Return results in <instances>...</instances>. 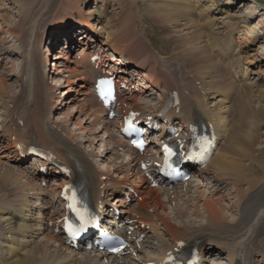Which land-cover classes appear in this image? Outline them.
<instances>
[{
	"label": "bare ground",
	"instance_id": "bare-ground-1",
	"mask_svg": "<svg viewBox=\"0 0 264 264\" xmlns=\"http://www.w3.org/2000/svg\"><path fill=\"white\" fill-rule=\"evenodd\" d=\"M27 1L30 2L29 10L21 15L15 26L8 23V14L0 13V25L2 28L5 25V32L15 37L18 43L3 50L9 54L17 53L22 59L20 69L15 73L19 91H14L15 86L11 89L12 82H8L0 70V264H161L168 252L195 244L202 251L203 264H221L219 259L225 264H264V184L261 185L260 178L249 183L251 186L259 185L251 193L243 191L240 184L235 186L229 195L235 193L234 198L238 200L234 203L238 218L232 220L215 183L220 186L226 181L237 182L233 175L241 178L239 181L242 182L253 168H260L259 165L250 168L241 161L251 152V147L246 144L258 143L257 136L250 131L256 125L250 124V129L240 117L236 118L232 104L221 108L218 101L211 105L208 102L225 89L213 90L212 86L209 87L212 82H223L224 86L229 84L237 89V82L245 86L247 79H253L249 73L259 77L257 80L264 78V12L254 18L257 11L246 7L244 12L250 15L241 20L231 16L229 27L233 26V29H229L230 34L225 31L218 33V30L215 35L204 36V30H198L201 22L197 23L191 14L195 10V2L166 0V3L162 0L163 8L167 10V5L170 11L173 10L177 20H183L182 25H198L196 36L194 30L192 33L189 31L190 35L182 34L186 46L184 56L194 58L202 74L195 73L197 77L192 79L194 75H186L187 70L176 56L158 59L150 52L152 48L148 49L147 36H144L146 40L137 38L135 31L126 26L109 32L113 38L99 40L98 28L90 21V11L81 9L87 0H73L78 19L71 16L72 7L69 9L62 5L65 0H58L56 7H62L64 16L47 26L46 15L40 16L46 8L42 10L39 7L44 0ZM207 2L217 11L224 5L219 0ZM251 17L255 19L253 24ZM202 20L210 28L218 24L213 23L210 13H206ZM75 24V29H78L71 33ZM58 27H63L62 31L54 30ZM236 29L240 32L239 40L234 35ZM47 33L50 46L54 47L59 40L62 42L61 50L65 53L56 57L65 58L69 64L63 62L54 66L53 62L50 69L47 68L50 55L43 61L40 53ZM198 38L203 43L201 46L195 43ZM243 43L245 46L241 49L245 53H249L253 44H259L258 52L255 50L256 58L245 56L244 63L242 58L237 61L232 58L236 47ZM72 50L77 53L70 60L66 54ZM105 51H113L116 57H106L109 54L105 53L100 56V64L109 61L110 69L114 72L119 69L118 77L130 86L119 93L120 111L126 112L134 107L147 114L153 113L151 111L156 113L170 93L178 92L180 103L167 117L186 127L190 122H197L215 129L218 146L202 170L200 180L174 188L151 186L139 162H148L155 157L157 146L148 147L142 156H138L115 130L116 120L107 117V109L93 93L99 72L91 64L90 57ZM226 53L227 57L232 56L229 66L235 75L238 74L236 80L240 81L233 79L229 82L227 77L216 79L214 73L216 68L224 69L220 58ZM124 59H128V64ZM250 64L255 67L249 68L247 65ZM48 79H53L54 83ZM198 80L203 86L193 83ZM205 82L209 83L208 86ZM62 87L65 88L63 98L59 96L61 98L56 102V93ZM161 88L162 93L159 91ZM240 93L245 94L246 103L251 100L244 87ZM224 98L225 95L220 104ZM158 104L160 106L156 108ZM87 119L88 124L82 126ZM98 123L103 127L94 126ZM70 124L74 126L71 129ZM90 130L94 131L93 134L102 131L107 134L108 140H101L103 145L99 152L95 151V140L99 135L94 134L90 138ZM31 145L52 151L62 165L71 169L70 173L65 174L59 168L49 166L48 174L40 175L37 166L41 160L37 156L28 159ZM23 146H26L24 150ZM98 156L101 160L96 159ZM74 180L83 182L91 202L98 208L108 211L112 207L119 209L121 222L129 221L125 225L126 230L135 228L129 235L133 245L122 257L109 259L102 252L84 251L83 246L73 249L65 244L62 234L55 231L57 218L63 213L60 193L64 185ZM44 181L50 183L48 187L42 186ZM206 186H210L209 190ZM135 193H138L137 197ZM139 237H143L141 241Z\"/></svg>",
	"mask_w": 264,
	"mask_h": 264
},
{
	"label": "rangeland",
	"instance_id": "rangeland-1",
	"mask_svg": "<svg viewBox=\"0 0 264 264\" xmlns=\"http://www.w3.org/2000/svg\"><path fill=\"white\" fill-rule=\"evenodd\" d=\"M15 1L16 0H0V13L9 15L8 23L10 24V26L17 25L20 22V18L22 17L21 15L24 12L27 13V11L29 10V6H30V2H28L27 0H23V1L19 0L21 1L20 3L18 1L16 2ZM87 1L88 3L86 5L81 4L83 5L81 6V9H83L84 12L90 11L89 13L92 18L90 21L93 24V26L96 27V29L98 28V32H99L98 34L100 36L99 40L104 41L105 39H108V38L110 39L112 36L111 34L109 35V32L117 31L120 27L126 26L125 28H129L135 31L137 38L141 37L142 40H146L144 39V36H147V41L145 42L148 46V49L151 50L152 48V51L150 52L154 54L155 56L157 55L158 59H166L167 57L174 58L176 56L178 61L182 62V67L187 70L186 71L187 76L194 75V77H191L192 79H194L197 77L196 76L197 73L200 74L199 65L196 61L193 60L194 58H188L189 59L188 60L186 56H184V48L186 49V46L183 44L184 42L182 40L183 33H188V35H190L189 31L190 33H192V31L193 30L195 31L198 25L192 24V27H186L185 25H182L183 20H177L178 18L173 15L174 13L173 10L170 11L167 5H165L167 10L163 8L164 4L162 0H87ZM219 1L224 3V5L220 3L222 6H220V8L218 9L219 11H217L215 10L216 7H214V5H210L207 2V0H190L191 3L193 2L196 3V5L194 6L195 10L191 14L193 15V19L197 23L201 22V24L199 25L200 29L198 27V30L203 29L205 33H203L202 31L201 32L203 33L204 36L205 34L215 35L218 30H220L218 33H222L223 31H225L226 33L230 34L229 29H233V26L229 27L231 25L230 23L231 16H234L235 19L241 20V18L244 17L245 15H250V13L244 12L245 9H247L246 7H251L252 10L257 11V13L253 15L255 16L254 18H256L257 16H260V14L264 12V0H231V1L230 0H219ZM57 3H58V0H46V1L44 0V2H42L43 4L42 7L39 6L42 10L46 7L44 10L45 12L44 11L40 12L41 13L40 16L43 15V13L44 15H46L45 17L46 26L51 24L53 20L60 19L62 16H64L62 7L60 8L56 7ZM226 3H228V5ZM62 5L68 8L72 7L73 12L71 16H74V18L78 19L79 14L76 12L77 9H75L76 6L73 0H70V1L65 0L64 2H62ZM54 9L56 10L55 13H54ZM226 12L228 13V15ZM206 13L211 14V17H213V20H214L213 23H218L216 26L211 27L213 29H211L210 26L207 27L206 23L202 22L203 21L202 18L206 15ZM39 21H41V18ZM251 21L253 24L255 19L251 17ZM0 24H1V20H0ZM3 27L4 28H2V26L0 25V54H2L1 55L2 66H0V70H2L3 76H5V78L8 79V82L10 81L12 82V84L10 83L11 89H14L16 87L14 91L17 92L19 91V87L16 86L17 80H16L15 73L20 69V64L22 62V59L17 53L9 54V53H6L5 50H3V48L10 47L9 45L11 44H14L15 46L18 45V43H16L17 42L16 38L10 35L8 32H5V29H6L5 25ZM76 27L77 25L74 26V28L71 30V33H74V31L78 29V28L75 29ZM216 27H218V29ZM62 28L63 27H58V29H54V30L62 31ZM198 30L195 31L196 33L193 32L195 36ZM234 35L236 37V40L237 39L239 40V37H240L239 30L236 29V31H234ZM48 38H49V33H47V36L44 37L43 42L40 46L41 47L40 53L42 55L43 61L50 55L49 60L51 59V61L48 64V66L46 65L47 68L50 69V67L52 66L51 64L53 62H54L53 64L54 66H58L59 64L62 65L63 62H65L66 65L69 64L70 61L66 60L65 58L56 57L58 55H61V53L63 54L65 53V51L61 50L62 42H60L59 40L57 43L54 44V47H53V46H50L51 42L47 41ZM200 40H201L200 38L196 39L195 43L201 46L203 43H201ZM244 46L245 44L243 43L241 46L236 47V49L233 52L234 57L232 56L227 57L228 54L226 53L225 55L226 57L224 56L220 58V60H222L223 62L224 69H222L221 67L218 69L216 68V72L214 73L216 75V79L219 78L222 80L227 77L229 78V82L232 81L233 79L234 80L238 79L237 78L238 74L235 75V73H233V70L229 66L232 58L236 61L242 58L241 61L243 63L246 62L245 56L256 58L255 53L258 52L257 50L259 49V44L256 46L255 44L250 46L249 53L248 52L245 53L244 51H242L241 47H244ZM76 53H77L76 51L72 50L71 53L66 54V55L69 56L70 60H72L73 56H75ZM214 53L217 55L216 50L214 51ZM6 54L8 55V57ZM220 56H221V52H220ZM86 65L90 68L88 63H86ZM247 66L249 68L255 67L254 64H250ZM262 67H264V65ZM213 69L211 70V72L213 71ZM64 75L67 76L68 74L64 72ZM248 76L249 77L251 76V78L253 79H247L246 81L248 82V84H245V86H242L241 83L237 82L236 86H239L237 87V89L229 84H226V86H224L223 82H219V81L212 82L210 84L205 82V86H208L209 84L210 85L209 87L210 88L213 87L212 88L213 90H219L221 88H225L220 91L221 92L220 94L222 95L214 94V95H217L216 99L208 100L209 105L215 102L217 103V101H218L219 107L221 108H223L224 105L227 107L228 105L232 104V108L235 112L236 118L240 117L243 123H246V125L249 128L251 127L250 124L256 125L254 129L250 128L251 129L250 131L257 136L258 143H253L254 145L246 144V145H249V147H251V152L248 158L243 157L241 158L242 159L241 161L250 168L255 165H259L260 168H258L257 170L253 168L249 174L247 173V175H249L248 177H250L249 179L248 177L244 178L245 180L248 179L247 181L244 180L240 182L239 180L241 178H238L237 176L233 175L234 179H237V182L226 181V183L228 182L230 183L229 184L225 183L220 186L218 185L217 182H215L217 184L216 185V187L218 188L217 190H219L218 194L222 196V203L228 206V209H227L228 215H229V218L232 220H237L238 218V216L235 214L236 207L234 206V203H237L238 200L237 198L236 199L234 198L235 193H233L232 195H229L230 192H234L235 186L240 184V186L244 188L243 191H245L246 193H249V192L251 193L255 191V188L259 187V185H256L257 186L256 187L255 185L251 186L249 183H254L256 179L260 178L261 185L264 184V179H263L264 178V78L257 80L259 77H257L254 74H250V73L248 74ZM48 80L49 82L54 83L53 79H48ZM236 81H240V79ZM199 82L200 81L198 80V81H194L193 83L195 85L203 86L202 84H199ZM241 86L244 87V89H246L248 91V94L251 96V100L249 101L247 99L248 100L247 103L244 99L245 94L240 93L242 89ZM75 87L78 88L77 86ZM64 89L65 88L62 87L59 89L58 93H56V95H58V97H56V100H57L56 102H58V99H60L61 97L63 98ZM224 95H225V98H224L223 104H220L221 103L220 100H222V96ZM255 106H260V107H255ZM69 109H71V107L68 108V110ZM73 121L74 120H72V122ZM88 122L89 120L87 119V122L83 121L81 125L86 126ZM102 125L103 124L98 123L97 125H94V126L96 127L100 126L102 128L103 127ZM72 126H73L72 124L69 125L70 129L74 127ZM100 129H98V131H100ZM77 130L75 128L76 132H80V130L78 131ZM93 132L94 131L92 130L89 131L90 138H92L94 134L99 135L98 138L95 140V144H96L95 151L99 152V149H101L103 145L101 140L102 139L108 140V138L106 137L107 134H104V131L100 133L97 132L94 134ZM99 139L100 141H98ZM87 143L88 142H86V144ZM252 155L254 156V159ZM96 159L101 160V157L98 156L96 157ZM123 159H125L124 156H123ZM206 189L209 190V187H207ZM230 198L232 199L229 200ZM219 260L221 264H225L224 260L223 261L221 259Z\"/></svg>",
	"mask_w": 264,
	"mask_h": 264
},
{
	"label": "snow or ice",
	"instance_id": "snow-or-ice-1",
	"mask_svg": "<svg viewBox=\"0 0 264 264\" xmlns=\"http://www.w3.org/2000/svg\"><path fill=\"white\" fill-rule=\"evenodd\" d=\"M109 82L108 81H100V92H101V96L102 97H105L106 95H108L109 93H106L105 91H104V85H106V84H108ZM138 147H142V144H138L137 145ZM201 147V153L200 154H202L203 153V151H206V148H204L203 146H200ZM164 151H165V153L167 154L166 155V166H168L167 165V159L169 158V157H171V156H173V155H175V153L172 151V149L171 148H169L167 145H165L164 146ZM192 157L190 156L189 157V159H191ZM69 199L70 200H72L73 202H75V194H73L71 197H69ZM69 207L70 208H73L74 207V203H70L69 204ZM71 230V229H70ZM73 234H75V233H73ZM113 250H118V249H113ZM170 259H171V257H170Z\"/></svg>",
	"mask_w": 264,
	"mask_h": 264
}]
</instances>
